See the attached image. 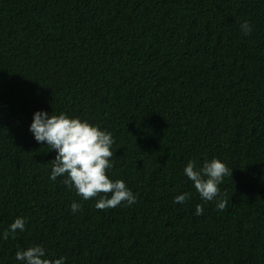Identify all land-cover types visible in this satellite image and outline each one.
<instances>
[{
    "label": "trees",
    "instance_id": "trees-1",
    "mask_svg": "<svg viewBox=\"0 0 264 264\" xmlns=\"http://www.w3.org/2000/svg\"><path fill=\"white\" fill-rule=\"evenodd\" d=\"M38 110L111 132L108 175L137 202L50 180ZM214 157L224 211L184 173ZM37 244L65 264H264V0H0V264Z\"/></svg>",
    "mask_w": 264,
    "mask_h": 264
},
{
    "label": "clouds",
    "instance_id": "clouds-1",
    "mask_svg": "<svg viewBox=\"0 0 264 264\" xmlns=\"http://www.w3.org/2000/svg\"><path fill=\"white\" fill-rule=\"evenodd\" d=\"M240 27L245 35L252 31V25L247 20ZM29 130L38 143L56 152L55 159L52 160L50 180L65 177L63 183L69 189L74 188L76 194L85 201L99 197L95 204L98 210L115 208L122 203L131 206L137 202V197L124 180H113L108 175V170L113 167L111 160L115 154L112 151L115 141L111 132L79 117H70L65 113L49 114L44 110L33 114ZM184 173L193 182L202 200H217V209L226 210L227 193L221 192L220 185L226 176L232 177V169L225 162L214 157L210 161L205 160L198 167L195 160H189ZM190 199L191 193L184 192L175 196L173 203H187ZM81 208L82 205L75 201L71 204L73 213ZM195 212L198 216L202 215L203 205L197 204ZM25 225V218H16L3 233V238L7 240L10 233L14 238L17 230H25ZM15 258L24 264H65L66 260L65 257L48 258L46 249L38 244L17 251Z\"/></svg>",
    "mask_w": 264,
    "mask_h": 264
}]
</instances>
